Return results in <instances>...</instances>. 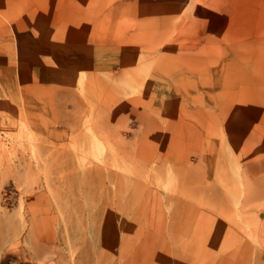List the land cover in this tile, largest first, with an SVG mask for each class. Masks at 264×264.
Here are the masks:
<instances>
[{
  "label": "rangeland",
  "instance_id": "374dc122",
  "mask_svg": "<svg viewBox=\"0 0 264 264\" xmlns=\"http://www.w3.org/2000/svg\"><path fill=\"white\" fill-rule=\"evenodd\" d=\"M87 251L264 264V0H0V264Z\"/></svg>",
  "mask_w": 264,
  "mask_h": 264
},
{
  "label": "bare ground",
  "instance_id": "6f19581e",
  "mask_svg": "<svg viewBox=\"0 0 264 264\" xmlns=\"http://www.w3.org/2000/svg\"><path fill=\"white\" fill-rule=\"evenodd\" d=\"M72 217V216H71ZM76 232V230L74 231V229H72L71 230V232H70V230H69V232L67 231V233L69 234V233H71L72 235H73V233H75ZM97 233H98V231H97ZM70 238H72V237H70ZM70 238H69V240H70ZM78 239H80V238H78ZM77 240V237L74 235V237H73V241H76ZM93 246V245H92ZM88 253L86 254V258H85V260H83L82 262H81V264H89L90 263V261H91V259H92V255H95V252H89V251H87Z\"/></svg>",
  "mask_w": 264,
  "mask_h": 264
}]
</instances>
